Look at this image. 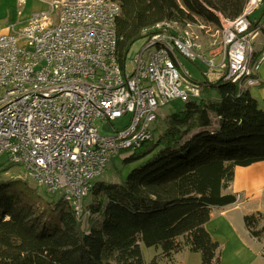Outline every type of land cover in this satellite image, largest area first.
Instances as JSON below:
<instances>
[{"label":"built area","instance_id":"built-area-1","mask_svg":"<svg viewBox=\"0 0 264 264\" xmlns=\"http://www.w3.org/2000/svg\"><path fill=\"white\" fill-rule=\"evenodd\" d=\"M262 6L264 0H248L237 19H221L210 44L218 60L190 34L195 27L211 32L210 26L161 22L142 29L140 46L121 66L116 0H53L22 27L0 26V158L59 195L77 218L86 217L93 180L111 159L151 140L164 107L200 98L203 84L181 58L202 65L209 84L260 86L264 51L255 50L260 31L250 18ZM124 118L121 127L103 132Z\"/></svg>","mask_w":264,"mask_h":264},{"label":"trees","instance_id":"trees-1","mask_svg":"<svg viewBox=\"0 0 264 264\" xmlns=\"http://www.w3.org/2000/svg\"><path fill=\"white\" fill-rule=\"evenodd\" d=\"M116 1L123 66L142 29L161 22L220 28L248 0ZM250 19L258 28L260 18ZM203 83L199 99L176 101L180 106L161 118L153 138L122 159L125 167L136 163L125 177L117 172L118 182L93 183L84 218L18 180L0 182V264H175L183 251L199 254L200 264H221L220 245L205 225L212 209L235 203V194L224 193L235 169L264 162V108L235 84ZM211 89L215 98L207 96ZM243 224L252 239L264 240V213L243 216ZM143 248L156 251L149 261Z\"/></svg>","mask_w":264,"mask_h":264},{"label":"rangeland","instance_id":"rangeland-1","mask_svg":"<svg viewBox=\"0 0 264 264\" xmlns=\"http://www.w3.org/2000/svg\"><path fill=\"white\" fill-rule=\"evenodd\" d=\"M53 0H0V26H4L10 23H17V28L22 27L25 25L26 20H28L34 13L45 11L49 7V3ZM254 20L260 18L259 23V31L260 27L264 26V6L258 9L254 13ZM252 16V17H253ZM205 25V24H204ZM210 26V25H206ZM211 32H205V30H201L200 33L195 27L194 29L190 30V34L198 35L199 42L201 46V51L206 53L208 56H213L215 60H218V56L216 53L217 47H211V43L214 41L212 35L215 33V30L220 29L215 26H210ZM264 41V35L260 31L257 39L255 40L254 47L256 49L261 48V43ZM140 43H136L133 48L132 52L136 51ZM182 65L189 71L191 78L205 86L204 81L208 83V80L202 76L201 69L203 68L202 65L193 64L185 59H180ZM216 62V61H215ZM258 87L250 88L252 93L256 94V90ZM208 97L215 98L216 91L211 89L208 94ZM259 105V104H258ZM179 103H172L171 105L164 107L160 112L158 119L155 123L154 128L160 126L161 118L165 117L167 114L172 112L175 109H178ZM263 108L262 106H260ZM126 122V118L118 121L112 122V127L109 124L104 125L105 133L113 131V128H119ZM102 133V132H101ZM129 153H121L120 156L112 158L110 163L107 166L106 171L99 177H97L93 182H105V183H113L119 181V176L117 172H120L123 177L136 165L130 164L128 166L122 165V159L127 157ZM257 164V165H256ZM253 169L247 168V172H237L236 181L231 184L232 190L241 191L245 197L252 198V201H249L250 206H256L258 203L256 200L260 198L261 200L264 199V162L256 163ZM239 170L243 168H238ZM20 181L21 185L25 188L32 189L35 195L42 197L44 200H53L57 201L61 199L59 195H51L45 192L43 187H37L33 181H31L23 172L21 167H17L16 165H8L5 157L0 158V182H7V181ZM253 183L251 188L246 189V183ZM263 187V188H262ZM261 188V189H260ZM90 200V196L85 200V204H87ZM259 207H262L260 204ZM187 252V251H186ZM153 248H143V256L144 259L147 261L148 258L152 257L155 254ZM186 259H180L178 257V262L180 263L185 261V264H200V256L199 254L195 253H186L184 254Z\"/></svg>","mask_w":264,"mask_h":264},{"label":"crops","instance_id":"crops-1","mask_svg":"<svg viewBox=\"0 0 264 264\" xmlns=\"http://www.w3.org/2000/svg\"><path fill=\"white\" fill-rule=\"evenodd\" d=\"M261 44L260 49L255 48L257 53L264 51V41ZM259 77L261 84L257 88L256 94L252 93L250 89H248V92L250 96L258 102L259 107L262 106L264 108V63L260 68ZM254 166L255 164L249 167H241L243 168L241 170L238 169L240 167H237L235 169L233 182L236 181L237 172H247V168L253 169L251 167ZM233 182L231 184H233ZM252 186L253 183L247 182L245 188L248 189ZM224 193H239L242 198L237 203L235 202L234 204L222 208L212 209L210 219L205 225V228L212 239L220 245L221 264H264V259L261 256V249L264 246V240L262 242H258L252 239L243 224V216L255 212L264 213V199L261 200L258 198L256 200L258 205L250 206L249 201H252V198L245 197L241 191L232 190L231 187H229ZM260 204L262 207H259ZM186 253L188 252L183 251L176 254L174 256L175 264H185V261L182 263L180 262L183 259H186L184 256ZM180 256V259L182 260L178 262L177 260ZM150 258H148L147 261H149Z\"/></svg>","mask_w":264,"mask_h":264}]
</instances>
